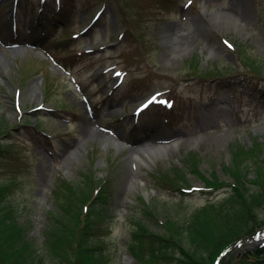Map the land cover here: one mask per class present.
<instances>
[{"label": "rangeland", "instance_id": "374dc122", "mask_svg": "<svg viewBox=\"0 0 264 264\" xmlns=\"http://www.w3.org/2000/svg\"><path fill=\"white\" fill-rule=\"evenodd\" d=\"M51 1L43 9L52 11ZM61 3L66 15L57 19L66 26L45 21V51L28 43L43 32L35 22L39 1L17 0L14 11L12 0H0V121L10 131L0 135V187L8 188L17 217L27 221L28 234L40 248L57 188L84 175L106 178L111 219L108 228L97 231L96 243L104 264H132L131 218H143L160 232L167 217L181 220L208 201H220L231 182L225 167L232 159L230 145L264 140L259 94L264 90V0ZM71 31L82 33L71 38ZM60 37L63 43L54 42ZM240 46L261 60L260 83L239 75L246 70ZM192 57L198 59L197 69ZM213 66L230 73V85L218 89L220 78L206 72ZM166 92L174 97L171 108L151 104L132 116L145 97L158 93V101ZM109 135L118 139V147ZM157 142L173 146L164 155L129 161L130 146ZM190 152L198 154L202 175L214 171L225 184L206 188L185 166ZM177 168L185 172L184 189L193 185L196 190L161 185L163 174L173 176ZM152 207L154 218L146 210ZM260 217L264 221V212ZM245 243L243 254L259 241Z\"/></svg>", "mask_w": 264, "mask_h": 264}, {"label": "trees", "instance_id": "16d2710c", "mask_svg": "<svg viewBox=\"0 0 264 264\" xmlns=\"http://www.w3.org/2000/svg\"><path fill=\"white\" fill-rule=\"evenodd\" d=\"M240 48L239 58L246 70L239 75L243 81L260 83L261 60L247 54L244 46ZM191 61L193 69H197L198 59L192 57ZM206 72L220 78L219 87L231 84L230 73L222 67L213 66ZM9 132V127L0 121V135ZM230 151L232 159L225 167L231 182L226 183L227 194L220 201H208L181 220L167 217L160 232L154 231L143 218H131L132 264H264L263 246L246 254L241 247L245 241L252 242L264 226L260 217L264 212V140L233 143ZM198 159L196 152H190L185 166L188 164L202 177L205 187L212 189L225 184L214 171L202 175ZM184 177L185 172L177 168L173 176L163 174L161 185L179 189L187 184ZM66 182L55 192L57 205L46 217L40 248L28 234L27 221L17 217L7 195L8 188L0 187V264L105 263L96 234L108 228L106 222L111 219L109 181L84 175L74 183ZM146 210L148 216L156 217L157 209Z\"/></svg>", "mask_w": 264, "mask_h": 264}, {"label": "bare ground", "instance_id": "6f19581e", "mask_svg": "<svg viewBox=\"0 0 264 264\" xmlns=\"http://www.w3.org/2000/svg\"><path fill=\"white\" fill-rule=\"evenodd\" d=\"M90 131L94 132L93 128H90ZM111 144L115 147H118L120 143L116 137H110ZM173 146V143L167 145L166 143H156L154 145H139V146H131L129 147V161L139 159L142 161H146L143 156L151 159V156L155 155H164L167 153L169 149ZM132 182L131 180L129 181Z\"/></svg>", "mask_w": 264, "mask_h": 264}, {"label": "snow or ice", "instance_id": "6c2138e0", "mask_svg": "<svg viewBox=\"0 0 264 264\" xmlns=\"http://www.w3.org/2000/svg\"><path fill=\"white\" fill-rule=\"evenodd\" d=\"M155 100V97L152 98L151 101H149V103H152ZM163 102V101H162ZM145 107H147V105H145Z\"/></svg>", "mask_w": 264, "mask_h": 264}]
</instances>
